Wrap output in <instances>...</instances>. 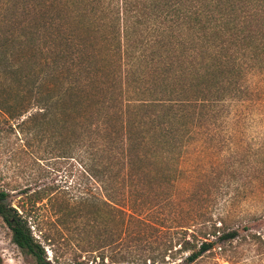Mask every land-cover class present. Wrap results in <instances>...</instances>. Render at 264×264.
Masks as SVG:
<instances>
[{
  "label": "trees",
  "instance_id": "obj_1",
  "mask_svg": "<svg viewBox=\"0 0 264 264\" xmlns=\"http://www.w3.org/2000/svg\"><path fill=\"white\" fill-rule=\"evenodd\" d=\"M255 69L264 0H0V123L88 160L93 190L47 205L83 234L82 252L109 264L264 256V209H236L247 186L264 195V143L175 199L193 133L246 94ZM8 198L0 190L13 242L51 264Z\"/></svg>",
  "mask_w": 264,
  "mask_h": 264
},
{
  "label": "rangeland",
  "instance_id": "obj_2",
  "mask_svg": "<svg viewBox=\"0 0 264 264\" xmlns=\"http://www.w3.org/2000/svg\"><path fill=\"white\" fill-rule=\"evenodd\" d=\"M242 84L246 94L227 103L212 124L194 132L186 145L179 164L181 176L175 194L178 203L208 177L212 168L223 166L232 156L248 155L264 143V69L249 72ZM56 148L55 139H25L11 131L8 124L0 123V190L8 193L9 205L29 217L34 236L51 264H109L108 259L103 262L96 258V253L82 252L78 228L74 224L63 226L56 219L55 209L47 205L53 193L74 200L93 190L88 160L72 148ZM247 189L249 196L236 209L263 210L264 195L259 184H255L254 192ZM0 264H37L32 255L15 245L1 217ZM244 264H264V256L248 253Z\"/></svg>",
  "mask_w": 264,
  "mask_h": 264
}]
</instances>
